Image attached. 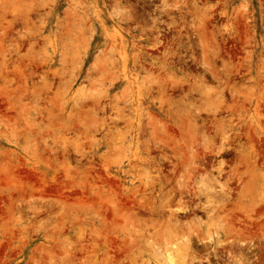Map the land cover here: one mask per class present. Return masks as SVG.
<instances>
[{"label": "rangeland", "instance_id": "1", "mask_svg": "<svg viewBox=\"0 0 264 264\" xmlns=\"http://www.w3.org/2000/svg\"><path fill=\"white\" fill-rule=\"evenodd\" d=\"M263 198L264 0H0V264H264Z\"/></svg>", "mask_w": 264, "mask_h": 264}, {"label": "bare ground", "instance_id": "2", "mask_svg": "<svg viewBox=\"0 0 264 264\" xmlns=\"http://www.w3.org/2000/svg\"><path fill=\"white\" fill-rule=\"evenodd\" d=\"M262 185V184H261ZM263 187V186H262ZM186 189L190 192V186H186ZM211 191V190H210ZM213 191V190H212ZM216 196L212 197V198H208V200L206 201V205H204V208H207L208 206H210L211 208H214V206L216 205L217 200L215 199ZM264 199V198H263ZM228 206V202L226 201H222L221 202V209H225Z\"/></svg>", "mask_w": 264, "mask_h": 264}]
</instances>
